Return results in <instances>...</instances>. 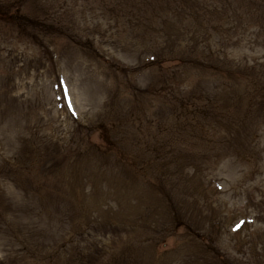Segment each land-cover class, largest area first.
Segmentation results:
<instances>
[{
  "label": "rangeland",
  "instance_id": "1",
  "mask_svg": "<svg viewBox=\"0 0 264 264\" xmlns=\"http://www.w3.org/2000/svg\"><path fill=\"white\" fill-rule=\"evenodd\" d=\"M0 264H264V0H0Z\"/></svg>",
  "mask_w": 264,
  "mask_h": 264
}]
</instances>
